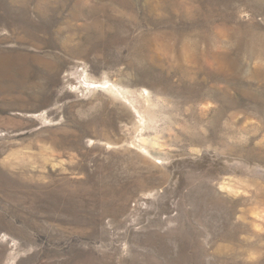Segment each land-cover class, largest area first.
<instances>
[{
    "label": "rangeland",
    "instance_id": "1",
    "mask_svg": "<svg viewBox=\"0 0 264 264\" xmlns=\"http://www.w3.org/2000/svg\"><path fill=\"white\" fill-rule=\"evenodd\" d=\"M0 264H264V0H0Z\"/></svg>",
    "mask_w": 264,
    "mask_h": 264
},
{
    "label": "bare ground",
    "instance_id": "2",
    "mask_svg": "<svg viewBox=\"0 0 264 264\" xmlns=\"http://www.w3.org/2000/svg\"><path fill=\"white\" fill-rule=\"evenodd\" d=\"M200 93V92H199ZM202 93V92H201ZM203 94V93H202ZM227 105L229 104V103H226ZM230 108L232 107H234V105H232V104H230V105H228ZM214 113H215V115L214 116H218L219 114H221V113H224V111L222 110V109H219L218 110V113H216V111H214ZM236 113V110H233V111H231L230 112V114L229 115H234ZM236 115V114H235ZM240 130V129H239Z\"/></svg>",
    "mask_w": 264,
    "mask_h": 264
}]
</instances>
